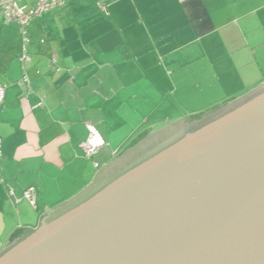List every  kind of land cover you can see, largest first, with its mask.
<instances>
[{
	"label": "crops",
	"instance_id": "crops-1",
	"mask_svg": "<svg viewBox=\"0 0 264 264\" xmlns=\"http://www.w3.org/2000/svg\"><path fill=\"white\" fill-rule=\"evenodd\" d=\"M0 19V253L231 104L193 118L206 85L233 102L264 85V0H68L31 22L25 69ZM88 125L107 143L91 160Z\"/></svg>",
	"mask_w": 264,
	"mask_h": 264
},
{
	"label": "water",
	"instance_id": "water-1",
	"mask_svg": "<svg viewBox=\"0 0 264 264\" xmlns=\"http://www.w3.org/2000/svg\"><path fill=\"white\" fill-rule=\"evenodd\" d=\"M46 218L0 264H264V85Z\"/></svg>",
	"mask_w": 264,
	"mask_h": 264
},
{
	"label": "built area",
	"instance_id": "built-area-1",
	"mask_svg": "<svg viewBox=\"0 0 264 264\" xmlns=\"http://www.w3.org/2000/svg\"><path fill=\"white\" fill-rule=\"evenodd\" d=\"M20 1L21 0H0V17L8 23L16 24L19 27L23 40L21 62L25 69V64L30 60V55L27 52V45L30 42L28 28L31 22L38 16H43L54 9L64 7L68 0H37L36 3L31 6H20ZM99 4L100 7L104 9V4L101 2ZM22 82L25 85H28L29 77L25 75ZM6 87V84L0 85V107L4 104ZM88 130L89 136L80 144V148L83 151L85 158L91 160L104 146H106L107 143L92 125H88ZM2 155V140L0 139V158ZM94 165L99 167V164L97 163H94ZM23 200L27 201L33 208H38L37 191L34 186H31L24 191Z\"/></svg>",
	"mask_w": 264,
	"mask_h": 264
},
{
	"label": "rangeland",
	"instance_id": "rangeland-1",
	"mask_svg": "<svg viewBox=\"0 0 264 264\" xmlns=\"http://www.w3.org/2000/svg\"><path fill=\"white\" fill-rule=\"evenodd\" d=\"M32 2H33V0H21L19 2V5L20 6H30ZM0 23H1V21H0ZM214 89H215V92L211 91V90H214ZM205 91H206V93H205V100L202 102V105L205 107L204 112L202 111V112H200L198 114L197 113L196 114L195 113L192 114V115H194L193 118H195L197 116H200L201 117V116L204 115L205 116V120H206V118H208V115L207 114L210 113V112H212V111H214V110H217L219 108L218 105L221 104L220 102H222L224 104L232 103L234 101V99L238 97V96H231L230 97L229 94L227 95V93H228L227 92L228 91V87L227 86H224L222 84L216 86L215 88H214V86L206 85L205 86ZM210 92L213 95V97L211 95H209ZM180 104H182V102ZM224 104H221V105H224ZM211 106H215V107L211 108ZM182 108H184L183 107V104L180 107V109H181L182 113H184L186 110L185 109H182Z\"/></svg>",
	"mask_w": 264,
	"mask_h": 264
},
{
	"label": "trees",
	"instance_id": "trees-1",
	"mask_svg": "<svg viewBox=\"0 0 264 264\" xmlns=\"http://www.w3.org/2000/svg\"><path fill=\"white\" fill-rule=\"evenodd\" d=\"M1 18V17H0Z\"/></svg>",
	"mask_w": 264,
	"mask_h": 264
}]
</instances>
